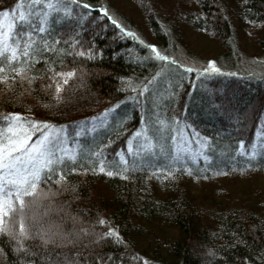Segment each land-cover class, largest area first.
Wrapping results in <instances>:
<instances>
[{"label": "trees", "instance_id": "obj_1", "mask_svg": "<svg viewBox=\"0 0 264 264\" xmlns=\"http://www.w3.org/2000/svg\"><path fill=\"white\" fill-rule=\"evenodd\" d=\"M16 3L0 0V11ZM70 7V17L49 23L43 39L59 44L37 58L33 72L75 71L62 101L47 79H37L31 95L26 82L11 91L0 85V131L8 127L3 116L19 113L48 123L53 132L63 127L69 143L85 142L79 151H101L112 166L101 173L98 164L92 171L82 161L86 167L69 171L62 186L41 184L56 195L32 211L49 209L47 221L74 232L75 244L45 248L39 239L28 241L35 255L25 257L0 237V264H64L65 257L75 264H264V156L238 155L241 141L247 152L264 138V72L236 65L241 55H264V0H75ZM149 46L168 59H157ZM180 48L202 51L223 74L186 71L170 55ZM81 51L86 55L68 54ZM102 119L105 127L87 132ZM182 126L191 132L181 140L187 159L171 165L172 178L152 175L168 163L156 157L136 162L134 171L106 174L123 167L118 152L131 169L136 157L128 142L141 128L157 155L163 145L170 156L177 142L169 128ZM143 144V137L133 141L134 148ZM201 151L207 162L196 155ZM109 229L119 241L105 235Z\"/></svg>", "mask_w": 264, "mask_h": 264}, {"label": "snow or ice", "instance_id": "obj_2", "mask_svg": "<svg viewBox=\"0 0 264 264\" xmlns=\"http://www.w3.org/2000/svg\"><path fill=\"white\" fill-rule=\"evenodd\" d=\"M74 2L75 0H47L46 3H43L42 0H17L13 8L0 11V85H4L7 90L11 91L17 82L21 86L26 82L29 87L25 91L31 95V85L37 79H47L49 83L46 87L48 89L54 87V98L58 103L62 101L65 86H68L75 77V71L56 72L54 68L49 67L46 71L53 73L51 76H38L33 72L36 64L40 62L37 58L43 56L44 53H54L56 45L59 44L58 40L50 42L43 39V34L49 32L50 16L53 12L63 11L64 16L70 17L72 14L70 4ZM41 7L47 11L40 10ZM16 10H19L18 18L13 15L6 22L4 18L9 17V13H15ZM112 23L115 24L116 21L113 20ZM25 28L29 30L25 32ZM34 35L37 38L34 39ZM129 35L134 34L129 33ZM76 43L78 42L73 41L74 45ZM149 47L157 59H168V57L160 55L154 46ZM68 54L81 57L86 55L83 51ZM87 55L89 59L93 58L90 52ZM186 71L191 72L194 69L189 68ZM208 71L223 74L212 62H209L208 68L205 69V72ZM132 90L136 91L135 88ZM145 91H148L147 85L139 94L143 95ZM118 107L119 105H115L113 108L107 109L104 115ZM3 120L8 122V127L6 130L0 131V237H7L10 242L14 243V250L25 257L35 255L28 247L26 243L28 241L39 239L40 246L45 248L50 245L67 247L75 244L73 236L76 234L74 232L65 231L61 226L53 225L47 221L49 209L40 214L32 211L34 208L42 207L43 201L50 200L56 195L51 189L44 191L41 184L54 182L56 185L62 186L66 182L65 178L69 171H76L77 167H86L82 161H87V165L91 166L90 170L92 171L97 170L98 164V170L101 173H104L106 168L112 165L102 158L101 151L89 150L85 154L77 149L65 147L67 137L61 135L65 131L63 127L53 132L52 126L48 123L26 119L19 113H9L3 116ZM159 123L162 128L167 127L164 121ZM262 125H264V121H262ZM89 131H95V129H89ZM76 135H81V132L77 131ZM179 135L183 137L182 128ZM260 135L261 132L258 130L257 136ZM141 137L144 139V144L134 148L133 141ZM172 139L175 143L177 137L173 136ZM128 143L129 154L140 157L142 162L147 157L157 156L154 151L156 145L148 137L147 130L144 128L135 132ZM203 147H207L206 140ZM250 147L251 150L246 152L244 142L241 141L238 155H247L249 160H253L257 156H264V151H258L255 142ZM186 151L182 145H177L169 158V153L161 145L159 156L167 160L168 163L157 168L152 175L161 179L172 178L175 169H171V165L182 159L183 153ZM116 155L120 157L119 164L123 167L118 173L107 171L108 176L136 170L135 161L132 162L130 169L125 155L120 152ZM196 155L202 156L206 162L209 160V156L205 155L203 151ZM196 155L191 156L193 162L196 160ZM90 157H94V159ZM147 166H154V161L149 160ZM166 168L171 170H168L164 175ZM186 171L191 174L190 169H186ZM158 173L159 175H157ZM54 176L57 177L55 181H53ZM123 178L127 179L128 177L124 176ZM98 223L105 224L106 221L99 220ZM81 231L85 230L81 229ZM105 235L114 236L119 241L118 234L112 229H109ZM64 264H75V262L68 261L65 257Z\"/></svg>", "mask_w": 264, "mask_h": 264}, {"label": "rangeland", "instance_id": "obj_3", "mask_svg": "<svg viewBox=\"0 0 264 264\" xmlns=\"http://www.w3.org/2000/svg\"><path fill=\"white\" fill-rule=\"evenodd\" d=\"M43 3H46L44 1H42ZM40 10H43V11H47V9H43L41 7ZM15 16H19V10H16V12L14 13ZM62 18H66V16H64V13L63 11H60V12H53L52 15L50 16L49 18V23L52 21V20H59V19H62ZM5 21L7 22V20H10L9 17L7 18H4ZM36 23L38 24V20L36 21ZM28 29L25 30V32H27ZM45 36V34H43V37ZM37 38V37H35ZM34 38V39H35ZM189 50L192 52V53H188L185 49H182L180 48L179 50V55L177 54H171L170 55L174 58V60L176 61L177 64L179 65H183V66H186L188 68H191V69H194V71L198 72V71H201V72H204L205 69L208 68L209 66V62H212L213 61H210L209 58H205L204 54L202 51H196L195 49H191L189 48ZM196 54V55H195ZM163 61V60H162ZM214 64V63H213ZM240 71H245V72H259V73H262L264 72V55H260L258 57H254V56H246V55H241L240 57V60H239V63L236 64ZM107 124V120L105 119H102L98 122H95L93 123L87 130L88 133H93L94 131H89V129H95L96 130H101V128L105 127ZM99 128V129H98ZM7 128H4L3 130H6ZM182 129H183V137H181L179 135V131H174L172 130V128L170 127L169 128V133L171 132V137L173 136H176L177 137V140L175 142L176 143V146L177 145H181V140L187 138L188 135L191 134V132L188 134L186 132H184L186 129L185 126H182ZM2 130V131H3ZM193 136V134H192ZM173 140V139H172ZM261 141L256 143L257 144V149H260L262 147H264V138L260 139ZM85 142H83V140H74L72 141L71 143H69L68 141L66 142L65 144V147L67 148H70V149H79V146L81 145H84ZM93 144L94 143H91L90 144V149L93 148ZM82 150L87 154V152L89 151L88 149H86V147H81ZM129 149V147H128ZM173 153H174V150H173ZM132 156V155H131ZM134 157V156H133ZM157 158L158 161L160 162H168L167 160L163 159L162 157H160L159 155L155 156ZM171 157V155L169 156V158ZM187 157L185 156V153H183V158L178 160V161H175L177 163H184L186 161ZM190 159V157H189ZM134 161L135 162H142L140 158H134ZM121 166V165H120Z\"/></svg>", "mask_w": 264, "mask_h": 264}]
</instances>
